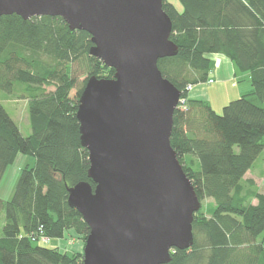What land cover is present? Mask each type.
I'll return each mask as SVG.
<instances>
[{"label": "trees", "instance_id": "trees-1", "mask_svg": "<svg viewBox=\"0 0 264 264\" xmlns=\"http://www.w3.org/2000/svg\"><path fill=\"white\" fill-rule=\"evenodd\" d=\"M179 1L182 9L169 0L163 4L178 53L158 60L185 98L174 113L171 144L201 202L212 198L215 206L210 216L200 213L202 206L195 212L194 244L176 249L168 264H264L258 241L264 238V193L243 179L264 150V0ZM92 44L89 32L71 29L61 16L0 15V94L27 100L32 129L24 136L0 97V182L19 153L35 157L22 168L12 197H0V264L83 260V252H63L32 235L42 228L50 239L61 238L75 229L85 242L90 231L68 201L69 187L81 181L95 186L81 142L79 97L89 76L115 74L90 54ZM216 53L250 72L252 82L222 113L187 94L188 84L208 80ZM77 65L88 76L72 94Z\"/></svg>", "mask_w": 264, "mask_h": 264}, {"label": "water", "instance_id": "water-1", "mask_svg": "<svg viewBox=\"0 0 264 264\" xmlns=\"http://www.w3.org/2000/svg\"><path fill=\"white\" fill-rule=\"evenodd\" d=\"M165 0H0V15L61 16L91 34L90 54L115 68L89 76L79 97L89 177L68 188L88 223L75 264H168L194 244L202 202L171 144L182 91L158 66L178 53Z\"/></svg>", "mask_w": 264, "mask_h": 264}, {"label": "rangeland", "instance_id": "rangeland-1", "mask_svg": "<svg viewBox=\"0 0 264 264\" xmlns=\"http://www.w3.org/2000/svg\"><path fill=\"white\" fill-rule=\"evenodd\" d=\"M169 1L173 2L179 9H182V4L179 0H169ZM213 56L216 59L215 66H219L220 64L219 55L215 54ZM76 68H77L76 71L78 76V83H77L78 86L77 88H74L72 90V94H75L77 92V89L81 84L80 82H82L88 76L85 67H79V65H77ZM224 78L225 77L222 75H218V76L216 75V77H214L215 82L213 84L212 83L204 84L203 82H201V84L203 85H200L197 88L200 90L198 94L203 96L204 99H211V105L217 111V113H222L223 107L228 102L238 98L241 95L238 94L239 89H244L246 87V84H248V80L239 81L236 79V82L239 83L237 87L240 86L239 88H237L233 86V80L228 81V80H224ZM52 89H54L53 86L47 87L48 91ZM191 89L192 88H190L187 93L189 97H191L190 94ZM5 94H6L5 91H1L0 97L8 113L20 128L22 134L24 136L30 135L32 129L29 119L27 100L24 98H17L16 96L12 98H6ZM257 160H258L257 162H259L260 167L264 169V152H262L261 156ZM34 163H35V157L32 154H24V153L18 154L16 160L7 167L0 182L1 198L9 199L12 197L14 193L15 185L21 174L22 168L25 167L26 165L32 166ZM246 178H250V175L248 174ZM262 189H264L263 186ZM214 206H215L214 200L212 198H206L205 200L202 201V208L200 213H204L206 216H210ZM59 240H60L59 238H52L48 243H44V245L53 247V245L56 244ZM199 240H203L202 234L199 235ZM262 242L264 246V238Z\"/></svg>", "mask_w": 264, "mask_h": 264}, {"label": "crops", "instance_id": "crops-1", "mask_svg": "<svg viewBox=\"0 0 264 264\" xmlns=\"http://www.w3.org/2000/svg\"><path fill=\"white\" fill-rule=\"evenodd\" d=\"M219 55L220 64L219 66H215L210 71V74L208 76V79L216 77V75H222L224 76V80H233V86L237 87L239 85L238 82H236V79L241 80H248V84H246V87L244 89H239L238 94H244L252 89V82H251V74L248 71H242L235 65V63L226 55L221 53H216ZM215 55V54H214ZM214 58V56H213ZM216 61V59L214 58ZM215 80V79H214ZM215 82V81H214ZM212 82V84L214 83ZM200 83V84H199ZM196 83L192 89H191V98L194 99H202L204 101H207L211 104V99H204L203 96L199 95L198 92L200 91L197 89L201 84V82ZM204 84H209L208 80L207 82L204 81ZM247 83V82H246ZM251 86V87H250ZM240 87V86H239ZM237 87V88H239ZM264 152V150H263ZM262 154V153H261ZM261 156V155H260ZM259 156V157H260ZM258 157V158H259ZM258 160L255 161L253 166L246 172L244 175V181L246 183V186H253L255 189H257L259 192L264 193V189H262V186L264 187V169L260 167ZM250 175V178H246L247 175ZM251 181L253 184H251ZM253 204L258 203L257 198H253L251 201ZM60 240L53 245V247H58L60 251H67L68 253H76V252H83L85 242L82 239V236L75 230V229H69L66 231L65 235ZM258 241L261 240V236L258 238Z\"/></svg>", "mask_w": 264, "mask_h": 264}, {"label": "built area", "instance_id": "built-area-1", "mask_svg": "<svg viewBox=\"0 0 264 264\" xmlns=\"http://www.w3.org/2000/svg\"><path fill=\"white\" fill-rule=\"evenodd\" d=\"M208 82L209 83H212L214 82V79L213 78H210L208 79ZM194 84H188L187 86V90H189L190 88L193 87ZM185 102V98H183L181 96V103H184ZM32 238L35 239V238H39L43 243H48L51 239L44 234V232L42 231V228L39 229L38 233L37 234H34L32 235Z\"/></svg>", "mask_w": 264, "mask_h": 264}]
</instances>
